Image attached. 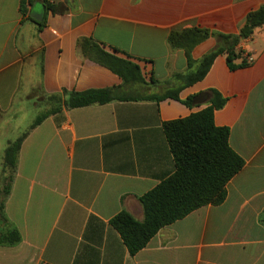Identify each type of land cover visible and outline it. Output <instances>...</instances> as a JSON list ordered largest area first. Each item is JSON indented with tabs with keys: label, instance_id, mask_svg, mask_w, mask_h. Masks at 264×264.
I'll return each mask as SVG.
<instances>
[{
	"label": "crops",
	"instance_id": "crops-1",
	"mask_svg": "<svg viewBox=\"0 0 264 264\" xmlns=\"http://www.w3.org/2000/svg\"><path fill=\"white\" fill-rule=\"evenodd\" d=\"M262 7L264 0H0V234L20 237L0 244V264H264V27L240 45L234 64L252 62L231 69L219 56L179 101L64 105L72 93L93 90L165 93L188 70L185 51L169 44L171 32L236 35ZM84 41L138 65L147 85H124L85 55ZM218 45L211 37L192 58ZM210 90L226 99L215 124L230 130L229 145L245 165L222 205L163 228L131 256L111 220L127 212L143 222L140 199L175 172L163 125L205 109ZM204 94L208 100L186 105ZM54 98L61 106L51 114ZM24 130L10 167L6 152Z\"/></svg>",
	"mask_w": 264,
	"mask_h": 264
},
{
	"label": "trees",
	"instance_id": "trees-1",
	"mask_svg": "<svg viewBox=\"0 0 264 264\" xmlns=\"http://www.w3.org/2000/svg\"><path fill=\"white\" fill-rule=\"evenodd\" d=\"M47 9L53 13L62 12L48 2ZM261 27H264V7L249 13L244 26L236 35L216 34L198 28L173 31L169 36V44L173 49L185 51L188 64L186 73H177L173 77L172 81L178 84L177 87H172L163 94L140 98L120 97V88L72 93L64 105L68 108H80L121 99L179 101L180 92L203 81L219 56L227 57L231 69L247 66L245 59L238 66L234 64L243 55L239 47ZM211 37L217 38L219 45L199 61H195L192 58L193 50ZM82 49L89 58L119 75L124 85L146 84L138 65L107 54L95 45L89 46L85 41ZM151 82L155 83L153 79ZM208 95L209 105L205 109L163 125L174 157L175 172L140 199L144 211L143 222L137 221L127 212H121L111 220L112 227L120 234L131 256L145 249L163 228L203 207L222 205L227 198L228 183L245 165L244 160L229 145L230 130L215 124V113L223 109L226 99L216 90H210ZM194 99L190 97L186 105L192 106ZM47 115L48 113L37 119L31 129L37 127ZM25 135L7 150L6 165L15 166ZM19 241L18 232L12 230L2 235L0 244L14 245Z\"/></svg>",
	"mask_w": 264,
	"mask_h": 264
},
{
	"label": "rangeland",
	"instance_id": "rangeland-1",
	"mask_svg": "<svg viewBox=\"0 0 264 264\" xmlns=\"http://www.w3.org/2000/svg\"><path fill=\"white\" fill-rule=\"evenodd\" d=\"M145 85H147V84H145ZM165 90V89H164ZM163 90V91H164ZM166 91V90H165ZM164 91V92H165ZM144 93V95H146V94H148V92H147V89L143 92ZM142 94V93H141ZM161 94V93H160ZM163 94V93H162ZM51 105H53L55 108H52L50 111H55V109H57V108H59V106H61V100H58V99H54V100H51ZM47 113V112H46ZM46 113H41V115L37 118V119H39L41 116H43V115H45ZM36 119V120H37ZM35 120V121H36ZM34 123H32V125H33ZM32 125L29 127V129L32 127ZM26 131L27 130H24L23 132H21V133H19V135H17L18 136V138L17 139H15L14 140V142L12 143V144H15L23 135H24V133H26ZM16 136V137H17ZM11 144V145H12ZM0 216H1V218L3 219V217H2V215H1V213H0ZM8 232H10V230H8ZM7 233V232H6ZM1 238H2V234H0V241H1Z\"/></svg>",
	"mask_w": 264,
	"mask_h": 264
},
{
	"label": "water",
	"instance_id": "water-1",
	"mask_svg": "<svg viewBox=\"0 0 264 264\" xmlns=\"http://www.w3.org/2000/svg\"><path fill=\"white\" fill-rule=\"evenodd\" d=\"M35 20L41 21V19H39V18H35ZM208 99H209V96L207 94H204V95H201V96L195 98V101L196 102H203V101L208 100Z\"/></svg>",
	"mask_w": 264,
	"mask_h": 264
},
{
	"label": "built area",
	"instance_id": "built-area-1",
	"mask_svg": "<svg viewBox=\"0 0 264 264\" xmlns=\"http://www.w3.org/2000/svg\"><path fill=\"white\" fill-rule=\"evenodd\" d=\"M245 60H246L247 63L252 62V58L251 57H245Z\"/></svg>",
	"mask_w": 264,
	"mask_h": 264
}]
</instances>
